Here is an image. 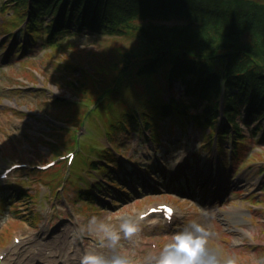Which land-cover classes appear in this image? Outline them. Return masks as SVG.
<instances>
[{
  "label": "rangeland",
  "instance_id": "obj_1",
  "mask_svg": "<svg viewBox=\"0 0 264 264\" xmlns=\"http://www.w3.org/2000/svg\"><path fill=\"white\" fill-rule=\"evenodd\" d=\"M184 21V19H174L172 22ZM9 39L10 35L4 33L0 27V68L3 67L2 65H7V69L3 67V73H0V169L4 166L5 160L2 158L6 155L7 159L23 156L21 161L36 165L46 164L55 155H53L51 147L49 148V143L44 141L57 145L56 150L59 153L61 149L63 152L67 149L84 151L87 149V144L84 141L86 136L80 134L82 129L93 130L98 134L96 140L101 144L99 147L101 150L105 148L104 142L107 147H112V143L108 142L106 138H110L116 132L108 130L106 122L112 119L108 117L110 111L107 106L102 109L103 101L99 106L100 110L93 112V115H91L92 108L85 105H79L77 109L76 106L74 108L73 104L60 107L57 102L53 101L58 98L68 99L70 94L69 90L62 88L65 86L63 81L61 87L59 83L56 84L66 78L70 72L65 71L67 68L62 64V59L58 57L55 59L46 52L42 53L44 46H42L41 41L36 42L24 54L18 56H13V54L8 59L6 48ZM73 39H75L76 47L71 52L64 53L63 59L64 61L68 60V62L75 60L73 63L75 67L71 66L73 70L71 74L77 78L82 71H87L88 75L93 76V70L99 68L101 63H109L120 50L126 49V46L130 44L124 38H112L103 34L96 38L92 35L83 36L81 34ZM30 55L33 57L31 58ZM16 61H22V63L15 64ZM33 71H37V79L32 75ZM22 79L28 80L29 83L22 81ZM20 84L22 85L20 86ZM176 85L179 86V83ZM14 88L18 89L17 93H14ZM98 88L99 84L94 89ZM106 90L110 91L109 89L104 91ZM70 95L74 101L78 99L73 97V93ZM113 104L111 102L107 105L112 106ZM136 104L137 98L133 88H131L124 93L121 100L115 103L117 114L114 118L123 109ZM32 109L37 110L38 113L29 112ZM32 113L33 115H31ZM86 115L90 119L88 124H84L82 117ZM169 122L170 119L168 118L167 123ZM51 125L56 127L67 126L71 133L63 130L54 135ZM244 129L249 134V128L244 126ZM138 131V135L129 133L127 130L122 131L114 135L113 139V142H122L121 148L126 155H118L119 160L123 162L127 158L132 159V167H129V172H133L135 167L136 169L139 168L141 163L144 166L149 163L142 160V155L151 154L152 160L157 159L154 155L155 152L149 153L148 144L137 143L139 138L143 139V134L147 136L143 130ZM191 131L193 132L192 137H195V131L193 129ZM28 133L32 135L31 141L25 142ZM58 136L59 138L63 136V138L58 141L56 139ZM66 138L68 145L65 144ZM62 141L63 143H61ZM87 141L90 140L87 139ZM43 142L44 146H42ZM64 144L66 145L65 148H63ZM27 145L31 146L34 151L29 149ZM229 146H231L230 142L224 147ZM257 146L261 147L255 148ZM243 147L242 155L235 157L230 162L229 169L226 170L223 165L221 168L216 167L215 172H212L213 163L217 162L214 158L217 154L216 147L213 150L211 146L209 148L211 150L210 156L206 163L202 166L200 163L196 164L199 166L190 167L189 172L184 174V180L189 177L191 179L189 194L183 192L182 185L169 183L171 174L169 176L168 173L165 174L167 180L165 177L159 180L158 176L152 177V175V178L149 176L145 178L144 175L143 178H140L137 174V176H133L134 179L143 180L137 182L136 185L143 184L146 186L145 189L138 190L132 197L120 196L118 198L120 201L115 205L112 203L115 198L107 196V201L113 206L106 210L98 209V211H93L96 210L93 208L87 209L86 206H81V203L70 201L69 197L73 196L72 191L68 190L71 181L68 180L67 191L64 195L62 188H60L62 186L61 181L51 183L47 173H56L60 170L63 172L67 167L64 160H61L48 172L39 171L37 166L22 169L16 177L10 179L9 184H0V196L9 193V190H16L17 185H22L28 187L29 194L38 191V197L29 206L16 202L15 198L10 204H6V200L3 199L1 204L6 212L0 218V251L5 244H10L11 247L17 245L12 242V237L16 234L22 238L21 243L22 241L24 243L18 246L19 248L15 247L12 250L14 252L11 263L50 264L52 261H58V263L60 261V264H77V262L80 264L86 248L95 247L100 251H111L102 245L100 236L96 233L85 234L83 239L76 234L80 225L85 224L91 216L108 217L107 222L119 228L123 219L138 218L139 213L145 211L148 205L170 202L175 204L177 208L173 225L166 224L160 217L139 220V231L131 239L122 236L119 251L128 253L137 261H142L144 258L157 254L160 248L171 239L172 234L178 231L186 221L199 218L201 222L210 226L213 232V236L209 239V246L219 249L224 256L235 257L238 264H264L262 249L264 248V172L262 174L264 170V145L250 137L247 138ZM188 153L190 155V152ZM188 153L182 151L179 154L182 159H185ZM197 154L199 155L197 158L200 156L203 158L201 152L197 151ZM221 155L225 158L229 157V153L226 151ZM93 157L94 154H89L87 161L94 159ZM86 165L87 162L77 164L76 168H81L78 170L81 172L83 169L86 170ZM227 165L229 164L227 163ZM115 171L121 172L120 168L115 169ZM76 172L73 165L72 169L68 170L67 175L74 176L71 178L76 180ZM179 173H183V171ZM25 175H28V178ZM124 175L122 178L125 180ZM98 178L102 179L100 176ZM49 185H56L59 189L58 194L55 193L56 187L50 188ZM134 189L136 190V186ZM41 193H44L43 196L46 199H43L40 205L37 201L41 197ZM9 194L12 198V194ZM13 209L19 210L14 212ZM15 213H19L20 216ZM14 215L16 219H13ZM58 237L61 238L63 246L58 244L59 247L54 248L52 243L56 244L54 241ZM153 244L157 246L156 249L152 247ZM40 245L46 246L47 249L41 248ZM70 251L72 252L69 253ZM62 261L63 263H61Z\"/></svg>",
  "mask_w": 264,
  "mask_h": 264
},
{
  "label": "trees",
  "instance_id": "obj_2",
  "mask_svg": "<svg viewBox=\"0 0 264 264\" xmlns=\"http://www.w3.org/2000/svg\"><path fill=\"white\" fill-rule=\"evenodd\" d=\"M4 1L5 7L15 4L19 14L27 4V0ZM61 1L34 0L31 33ZM173 18L188 21L166 22ZM70 25L123 36L130 42L109 63L99 65V81L141 77L154 78L152 84L161 77L166 88L174 91V82L180 80V95L206 98L214 120L219 81L224 79L229 85V114L234 116L237 99L243 103L249 94L250 115L264 107V3L259 0H64L56 28ZM234 87L238 94L229 92ZM72 89L84 91L76 85ZM161 89L154 87L146 109L157 111L167 105ZM175 108L183 114L178 105Z\"/></svg>",
  "mask_w": 264,
  "mask_h": 264
},
{
  "label": "clouds",
  "instance_id": "obj_3",
  "mask_svg": "<svg viewBox=\"0 0 264 264\" xmlns=\"http://www.w3.org/2000/svg\"><path fill=\"white\" fill-rule=\"evenodd\" d=\"M140 218L128 217L120 222L119 228L108 223V217L93 215L80 225L77 235L83 239L85 234L96 233L102 245L110 252L100 251L95 247L86 248L80 264H139L128 253L119 251L122 236L131 239L140 229ZM213 236L210 226L199 218L186 221L175 231L157 254L148 258L149 264H238L233 256H224L219 249L209 246Z\"/></svg>",
  "mask_w": 264,
  "mask_h": 264
}]
</instances>
